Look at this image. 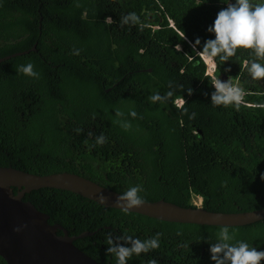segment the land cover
<instances>
[{
  "label": "trees",
  "instance_id": "obj_1",
  "mask_svg": "<svg viewBox=\"0 0 264 264\" xmlns=\"http://www.w3.org/2000/svg\"><path fill=\"white\" fill-rule=\"evenodd\" d=\"M228 2L0 0V58L29 51L0 62V166L74 173L120 194L140 185L147 202L193 208L195 195L209 211L263 209L264 79H252L245 67L256 58L245 49L226 62L216 58L214 74L221 81L231 77L246 95L238 107L213 106L212 76L191 46L199 38V51L215 38L207 29ZM131 12L140 23L121 25ZM28 63L39 78L17 71ZM170 90L164 103L148 99ZM181 98L187 114L177 106ZM101 134L106 142L98 145ZM23 200L71 236L94 233L73 243L100 264H116L106 252L108 233L141 240L162 234L157 249L133 255L128 264H214L209 249L222 226L159 221L57 189L34 190ZM229 232L235 233L230 243L264 251V220ZM0 264H6L1 257Z\"/></svg>",
  "mask_w": 264,
  "mask_h": 264
},
{
  "label": "water",
  "instance_id": "obj_2",
  "mask_svg": "<svg viewBox=\"0 0 264 264\" xmlns=\"http://www.w3.org/2000/svg\"><path fill=\"white\" fill-rule=\"evenodd\" d=\"M35 50L33 47L32 51ZM28 53L18 52L0 58V62ZM42 188L68 191L103 207L121 210L114 204L120 193L83 176L68 172L38 175L0 166V257L6 264H100L73 243L94 233L71 236L62 226L49 224L47 214L23 200L25 194ZM100 193L107 198L104 204L98 200ZM129 212L164 222L206 226L238 227L264 220V208L223 213L209 211L202 206L183 207L165 200L145 201V205ZM58 231L62 234L59 235Z\"/></svg>",
  "mask_w": 264,
  "mask_h": 264
},
{
  "label": "clouds",
  "instance_id": "obj_3",
  "mask_svg": "<svg viewBox=\"0 0 264 264\" xmlns=\"http://www.w3.org/2000/svg\"><path fill=\"white\" fill-rule=\"evenodd\" d=\"M77 7L79 5L77 4ZM105 22L113 23L110 17L105 18ZM121 25L139 24L140 18L135 12L128 13L121 18ZM207 31L214 34V39H208L203 43L202 49L196 51V47L200 45V39L197 38L195 44H192L195 51L205 62L216 66V58L223 62L229 61L230 57L236 55L237 49L251 50L256 59L245 62L247 72L254 80L264 79V64L258 62L264 60V0H234L227 3V7L221 9L213 22L208 27ZM183 39H185L183 34ZM78 54V51L77 53ZM17 71L34 78H39V73L34 71V66L31 63L21 65ZM228 71V69H225ZM214 91L211 93V104L213 106H240L244 103L246 95L245 90L239 84H233L232 78L229 77L226 81H221L217 75L211 77ZM172 83L169 82V89ZM183 89V85L179 86ZM193 90L187 89L188 95H191ZM173 96V91L166 92L163 96L159 91H154L148 99L153 102L164 103ZM186 101L181 98L177 101V106L180 107L185 114L187 109L183 107ZM115 115L122 117L124 113L117 109ZM133 118L137 117L134 110L129 112ZM196 113H191L189 119H194ZM95 118V114L93 115ZM121 123L120 121H117ZM121 127L128 130L131 124L122 122ZM82 129H76L79 134ZM89 136L92 134L89 133ZM106 142V137L101 134L96 138V144L102 145ZM87 144V140L84 141ZM90 148L92 146H89ZM261 179H264L262 175ZM143 191L142 186H130L124 193L118 195L114 201L116 207L120 208L125 213H128L133 208H140L145 205V200L139 195ZM98 200L104 204L107 198L103 193L98 194ZM179 234V233H178ZM161 233H156L153 237L145 240L133 238L129 235L115 236L108 233L105 237L107 244V254L114 255L116 264H128L129 259L133 256H139L141 253H147L150 250L157 249L160 246ZM235 237V233L230 234L228 226H222L218 233L217 242L210 246L211 260L214 264H260L264 260V251H257L256 248L250 246L243 241L230 243ZM123 241V243H120ZM130 245V246H129ZM188 247V245H184ZM146 264H158L155 259H150Z\"/></svg>",
  "mask_w": 264,
  "mask_h": 264
},
{
  "label": "rangeland",
  "instance_id": "obj_4",
  "mask_svg": "<svg viewBox=\"0 0 264 264\" xmlns=\"http://www.w3.org/2000/svg\"><path fill=\"white\" fill-rule=\"evenodd\" d=\"M208 66H209V67H208V71H209L210 69L212 70L211 65H208ZM209 68H210V69H209ZM214 73H215V72H214ZM211 76H212V75H211ZM192 203H193V205L200 207V206H201V199H200L199 197L193 195V196H192Z\"/></svg>",
  "mask_w": 264,
  "mask_h": 264
},
{
  "label": "bare ground",
  "instance_id": "obj_5",
  "mask_svg": "<svg viewBox=\"0 0 264 264\" xmlns=\"http://www.w3.org/2000/svg\"><path fill=\"white\" fill-rule=\"evenodd\" d=\"M205 62V61H204ZM206 63V66H207V73L209 74V75H213L214 74V72H215V66H213V65H211V64H209V63H207V62H205ZM208 65H211V68H212V70L210 69L209 71H208Z\"/></svg>",
  "mask_w": 264,
  "mask_h": 264
}]
</instances>
